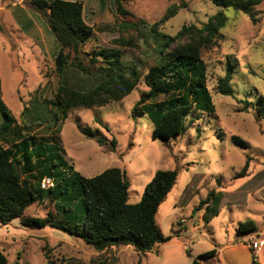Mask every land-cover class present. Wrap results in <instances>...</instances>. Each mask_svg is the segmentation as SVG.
Here are the masks:
<instances>
[{
	"label": "rangeland",
	"instance_id": "rangeland-1",
	"mask_svg": "<svg viewBox=\"0 0 264 264\" xmlns=\"http://www.w3.org/2000/svg\"><path fill=\"white\" fill-rule=\"evenodd\" d=\"M79 1L84 20L94 28L93 37L83 46V52L89 53L85 61L94 51L120 49L124 61L140 67L139 84L120 100L72 109L63 119L62 109L53 104L59 85L54 64L59 43L32 0H0V98L29 143L35 137L37 143L57 144L59 154L81 176L93 177L112 167L125 170L131 184V204L141 200L156 171L177 170V181L156 217L170 240L144 253L131 245L98 251L65 230L25 226L16 219L8 226L0 224V248L8 263L191 264L198 255L216 249L202 264H231L228 258L223 259L225 251L244 245L249 250L247 264H264V116L258 118L260 99L264 98V1L254 7L255 22L248 14L216 6L212 0H124L126 14L118 11L115 0ZM174 5L177 13L159 25L169 35L184 25L201 27L220 10L228 20L217 43L201 51L215 112L191 114L185 133L163 140L153 137L155 122L149 111L134 116L133 109L148 90L144 76L154 64L151 25ZM129 23H137L138 28L127 27ZM228 59L235 65L229 95L218 91ZM68 77L72 85H95L87 81L89 76L76 71L68 72ZM34 96L50 106L45 115L38 107L26 111L33 107ZM167 101V96L160 95L151 102L164 105ZM4 119L0 111V124ZM79 125L100 130L107 142L99 144L96 138L83 134ZM233 136L248 146L235 143ZM6 142L0 138V146L7 148ZM37 160V156L32 159L34 176L20 174L38 191L40 167L54 165L45 158ZM247 161V174L238 176ZM44 190L47 194L27 208L25 217L59 212V218L71 220L68 212L57 207L56 198ZM211 192H220L219 204ZM70 208L76 215L75 223H82L85 207L75 200ZM248 220L256 230L239 233V224ZM239 253L227 251L226 255L229 259L246 255L245 250Z\"/></svg>",
	"mask_w": 264,
	"mask_h": 264
},
{
	"label": "trees",
	"instance_id": "trees-1",
	"mask_svg": "<svg viewBox=\"0 0 264 264\" xmlns=\"http://www.w3.org/2000/svg\"><path fill=\"white\" fill-rule=\"evenodd\" d=\"M115 1L118 11L126 14L124 0ZM263 1L212 0L216 6L232 7L248 14L253 22L256 20L254 7ZM32 3L48 23L60 45L54 61L59 85L53 94V104L62 109L63 119L67 118L68 112L72 109L105 105L120 100L139 84L142 78L140 67L133 61H124L120 49L105 48L94 51L90 54V60L85 61V55L89 53L83 52V46L93 37L94 28L84 20L82 1L32 0ZM176 13L177 6L174 5L159 22L151 25V35L155 44L154 64L144 76L148 90L133 109L134 116L145 110L149 111L155 122L153 137L163 140L185 133L188 128L187 120L191 114L215 112L213 98L205 80L206 68L201 51L204 47L217 43L222 37L220 30L228 20L225 12L220 10L201 27L184 25L175 35L162 32L159 29L160 23H165ZM126 26L138 28L137 23H129ZM99 62L100 65L94 70L95 64ZM70 71L89 76L87 81L92 80L95 85L90 87L72 85L71 78L68 77ZM234 71L235 65L228 59L225 75L219 79L220 93L227 95L232 93L230 82ZM160 95L168 97L166 104L151 102ZM44 102L38 96H34L33 107L26 111L31 112L38 107L41 108L42 115H45L47 113L45 108L50 106ZM0 111L5 117L0 124V138L8 144L7 148L0 146L1 225L8 226L16 219H20L25 226L43 228L49 225L81 238L98 251L113 246L131 245L138 252L144 253L170 240V237L163 234L156 217L160 205L177 181V170L156 171L152 180L145 186L141 200L131 204L129 203L131 184L125 170L112 167L93 177L81 176L59 154L61 148L57 144L37 143L35 137H32L29 143L22 133L23 128L1 98ZM38 116L40 117V114ZM263 116L264 98L261 97L258 118ZM78 128L83 134L96 138L101 145L107 142V137L98 129L93 130L81 125ZM232 140L239 145L248 146L238 136H233ZM111 143L115 148L116 140L113 139ZM56 155L59 156L58 159ZM35 156L38 158L37 161L43 158L52 161L54 167L47 163L40 167L39 175L36 176L38 185L40 187L45 176L53 178L54 186L47 191L56 198L57 207L62 212L69 213L71 220L59 218V212L57 216L49 212L46 217H25L27 208L47 194L46 190L40 187L37 191L29 181L21 178L20 172L33 175L36 169L32 159ZM248 168L249 161L238 176L246 175ZM61 186L65 188L62 190ZM209 195H216L214 201L219 204L220 192L218 194L211 192ZM75 200L85 207L82 223H75L76 215L70 208V204ZM255 230L256 227L250 220L240 223L238 227L241 234ZM215 254L216 249L202 253L194 258L191 264H202ZM0 264H9L1 248Z\"/></svg>",
	"mask_w": 264,
	"mask_h": 264
},
{
	"label": "crops",
	"instance_id": "crops-1",
	"mask_svg": "<svg viewBox=\"0 0 264 264\" xmlns=\"http://www.w3.org/2000/svg\"><path fill=\"white\" fill-rule=\"evenodd\" d=\"M44 31V30H43ZM30 33V32H29ZM45 34V33H44ZM46 37H49V35L47 36L45 34ZM50 38V37H49ZM52 38V37H51ZM4 102V101H3ZM8 108V107H7ZM18 123V122H17ZM8 146V145H7ZM16 152V150H14ZM245 250L246 251V255L245 256H242V255H238V256H233L229 259V256L230 255H226V252L227 251H230L231 253L233 254H236V252H238V254H240L239 252ZM249 250L246 249V246H241L239 248H230L228 250L225 251V253L223 254V259H226L228 258V260L230 261L231 264H247V261H248V258H249ZM226 255V257H225Z\"/></svg>",
	"mask_w": 264,
	"mask_h": 264
},
{
	"label": "built area",
	"instance_id": "built-area-1",
	"mask_svg": "<svg viewBox=\"0 0 264 264\" xmlns=\"http://www.w3.org/2000/svg\"><path fill=\"white\" fill-rule=\"evenodd\" d=\"M54 186V180L50 176H45L41 181V187L44 189H49ZM262 244V242L260 243Z\"/></svg>",
	"mask_w": 264,
	"mask_h": 264
},
{
	"label": "water",
	"instance_id": "water-1",
	"mask_svg": "<svg viewBox=\"0 0 264 264\" xmlns=\"http://www.w3.org/2000/svg\"><path fill=\"white\" fill-rule=\"evenodd\" d=\"M26 186H28V183H26Z\"/></svg>",
	"mask_w": 264,
	"mask_h": 264
}]
</instances>
